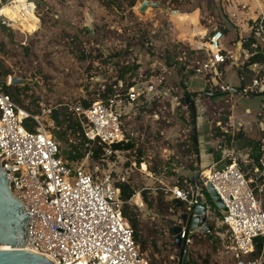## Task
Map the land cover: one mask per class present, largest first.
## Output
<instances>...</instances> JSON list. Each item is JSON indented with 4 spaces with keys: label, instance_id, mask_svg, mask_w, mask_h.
Here are the masks:
<instances>
[{
    "label": "rangeland",
    "instance_id": "1",
    "mask_svg": "<svg viewBox=\"0 0 264 264\" xmlns=\"http://www.w3.org/2000/svg\"><path fill=\"white\" fill-rule=\"evenodd\" d=\"M30 1L39 20L37 30L26 34L19 28H8V32L0 33V72L29 82L14 86L23 90L22 104L28 112L40 114L41 104L51 112L68 113L70 105L94 90V82L113 79L114 61L119 66H137L130 81L164 79L171 88L170 97L177 98L175 104L163 101L141 109L130 121V126L144 135L136 149L141 150L146 168L142 171L141 163L132 166L129 177L135 191L130 205L138 215L139 239L145 242L142 255L149 264H178L179 253L170 230L179 225L180 211L171 207L169 190L179 185L187 188L198 171L208 172L228 164L225 154L229 152L247 174L249 166L242 161L252 152L243 140L264 143V96L242 94L253 79L264 82V65L254 72L242 69L249 58L244 45L251 37V28L264 20V0H137L132 9L112 11L98 0ZM144 2L148 5L140 11ZM214 30L223 33L225 49L233 57L234 44L241 43L240 58L235 62L234 57L220 68L225 80L196 71L206 60L200 44ZM200 34L206 36L201 38ZM263 41L264 29L255 40L264 53ZM239 80L245 85L238 84ZM219 85L237 92L223 91ZM184 96L193 103L192 112L183 105ZM48 119L42 117L41 122L55 136L58 127L54 120L52 128L48 126ZM193 137L197 155L193 152ZM222 155L225 157L218 163ZM136 156V152H130L108 164L98 163L100 171L110 172L113 181L125 178V161L131 164ZM173 162L177 165L172 166ZM69 163L65 161L72 169ZM88 164L93 165L91 160ZM185 171L189 172L188 179L180 181L179 174ZM201 183L202 177L196 184V194L204 197ZM139 193L141 204L136 202ZM261 201L264 208V195ZM210 214V238L194 237L187 248L189 254L196 264H234L226 229L212 221L214 210ZM258 260L264 264V257Z\"/></svg>",
    "mask_w": 264,
    "mask_h": 264
},
{
    "label": "built area",
    "instance_id": "2",
    "mask_svg": "<svg viewBox=\"0 0 264 264\" xmlns=\"http://www.w3.org/2000/svg\"><path fill=\"white\" fill-rule=\"evenodd\" d=\"M14 8L20 17H34L38 26L32 1L0 0L1 26L18 29L15 21L2 13L3 9ZM263 21L256 24L254 39L260 38ZM224 40L223 33L214 30L200 44L206 60L197 73H204L211 79L221 78L220 67L232 58L224 47ZM258 68L252 65L250 70ZM105 82L106 79L96 82L99 90L104 89ZM130 83L131 86L126 87L122 81H117L104 102H92L87 106L78 102L68 107V113L78 121L84 138L102 149L100 161H91L90 167V153H87L80 162L69 163L72 169L66 167L67 159L60 155L61 143L41 122L42 117L49 118L47 124L52 128L51 108L40 104V114H32L15 104L2 90L10 86V77L4 79L0 87V171L7 179L12 197L23 203L28 216L25 246L30 253L51 260V264H149L139 252L132 228L122 215L123 203L116 184L123 183L126 177L113 181L111 173L101 172L98 163L108 164L111 158L120 159L129 154L128 150H114V145L143 141L144 135L129 124L138 116L139 110L163 101L175 104L178 100L170 97L171 88L164 79H132ZM219 88L230 92L228 87L219 85ZM259 89L264 90V82L253 79L242 94ZM80 100L87 101L88 97L82 95ZM153 118L157 119V115ZM26 120L34 125L32 131L24 127ZM260 151L262 168L252 167L245 174L242 165L231 157L230 164L210 170L202 177V187L210 184L225 207L226 211H218L212 221L226 229L228 250L234 264H260V260L250 257L256 239H261L264 245L261 201L264 195V147ZM242 164L251 166L246 158ZM132 166L125 174H130ZM169 193L180 201L189 218L194 217L192 210L196 201L190 187H174ZM198 195L206 205L204 197ZM206 213L207 221H210L208 206ZM181 238L189 247L191 239L185 227Z\"/></svg>",
    "mask_w": 264,
    "mask_h": 264
},
{
    "label": "trees",
    "instance_id": "3",
    "mask_svg": "<svg viewBox=\"0 0 264 264\" xmlns=\"http://www.w3.org/2000/svg\"><path fill=\"white\" fill-rule=\"evenodd\" d=\"M101 5L106 9V10H123L124 9H132L136 3L137 0H98ZM152 1H161V0H152ZM163 1V0H162ZM263 27H264V21H263ZM256 28V25H254L251 29V37L249 38L248 42L244 45V49H246L249 52V58L246 60V62L242 65V69L244 71L249 72L248 68L252 65H259L262 66L264 65V53H263V49H259L258 46H256L255 48H251V45L255 44V39H254V30ZM9 29L6 27H3L0 25V33L1 32H8ZM263 48V47H262ZM113 60V59H111ZM113 67H115L116 69V73L115 76L113 77V79H106V82L104 84V89L103 90H99V85L94 82L93 86H94V90L92 89L91 93H88L86 96L88 97L87 101H81L80 99L75 103L77 104L78 102H80L82 105L87 106L92 102H104L111 94H112V87L116 84L117 81H122L126 87H130L131 83H130V79L132 78V75L135 73L137 66H119V64L117 62H113L112 64ZM127 74H130L129 77H126ZM9 76L8 74H3L0 72V79H7ZM91 84V83H90ZM240 84H243V86L245 85V82H241ZM242 86V87H243ZM3 92L7 95L10 96L11 100L17 104L19 107L26 109V107L22 104V97L23 96V90L19 89V88H14L11 86H7V87H3L2 88ZM252 96H264V90L258 93H252ZM189 96V95H188ZM190 97V96H189ZM191 101V100H190ZM182 103L183 105H185L183 99H182ZM193 104V103H192ZM187 109L189 111L192 112V109L187 107ZM28 111V110H27ZM58 111H53L51 112V119L54 120L55 124L58 127V131L55 133V139L57 142L65 145L68 149V153L69 156L67 158V161L72 162V163H77L80 162L84 156L87 153H90V158L92 162L97 163L98 161H100L102 159V149L100 146L96 145V144H91L89 143L83 136L82 134V130L80 128V125L78 123V121L75 119V117L67 112H58ZM32 114H35L34 112H30ZM57 115H61V119L57 120ZM24 127L29 130L32 131L34 129V125L31 124V122L29 120H26L23 123ZM215 132H217V134L221 135L222 133L220 132L219 128L215 129ZM239 137V136H238ZM238 137H236V139H238ZM241 137V136H240ZM195 137H193L192 141H193V152L195 155H197V147L195 144ZM227 142H229V138L227 139ZM244 145L250 147V150L252 153H250V162H251V166H249V169L252 167H259V159H260V155H261V151L260 149L263 147L262 145H258L257 143H253L252 141L243 140ZM135 145L132 143H121V144H117L113 146L114 150H125V151H130L132 152L134 150ZM136 167L139 166L140 164V157L142 155L141 150L140 149H136ZM139 157V158H138ZM219 157V156H218ZM110 160H113V158H111ZM228 164H230V161L228 162ZM141 168L143 167V163L140 164ZM126 169L129 168V163H125ZM260 168V167H259ZM180 181H182L183 179L180 178ZM131 179L128 176L126 177L125 181L123 183H118L116 184V186L118 187V189L120 190V201L123 203L122 205V215L125 218V220L129 223L130 227L132 228L133 231V239L138 247L139 252H143L144 251V247H145V242L141 241L139 239V222H138V215L136 210L130 205L131 199L135 194V191L132 187V183H131ZM184 186L179 185V188L182 189ZM201 187V193L204 195L205 197V202L206 204L216 212V214H218V211L215 209V207L213 206V204L210 202L207 194L205 193L204 188L202 187V185H200ZM146 202V199H143ZM171 207L176 211L175 205L173 204L172 201H170ZM205 238L209 239L210 238V233L209 234H205L204 235ZM153 249H156L155 245L152 246ZM188 248V247H186ZM142 254V253H141ZM257 256L258 258H255L253 260H258L261 257H264V245L262 244V240L261 239H256L254 241V250L251 253V256ZM252 259V258H251ZM189 264H196L195 261L193 260V258L190 256L189 254Z\"/></svg>",
    "mask_w": 264,
    "mask_h": 264
},
{
    "label": "water",
    "instance_id": "4",
    "mask_svg": "<svg viewBox=\"0 0 264 264\" xmlns=\"http://www.w3.org/2000/svg\"><path fill=\"white\" fill-rule=\"evenodd\" d=\"M148 3L144 2L140 11L147 7ZM4 79H0V87ZM27 80L20 78H10V86H24L28 84ZM185 105L193 110V104L187 96L183 97ZM60 155L63 159L69 156L68 149L65 145L60 146ZM201 172L198 171L190 182L191 196L196 201V205L192 210L194 217L189 218L187 213L183 211L182 204L178 200H174V204L179 214V225L171 228L170 233L173 242L178 250V264H189V251L185 246L184 239L181 238L182 228L185 227L188 238L193 239L196 233H208L210 226L207 221L206 206L201 201V197L196 194L195 183L200 179ZM210 202L215 209L225 212V207L212 189L210 184L204 188ZM209 207V206H208ZM211 210V208L209 207ZM28 216L25 213L23 203L14 199L8 189V182L5 175L0 171V264H51V260L40 255L32 254L24 250L27 236Z\"/></svg>",
    "mask_w": 264,
    "mask_h": 264
},
{
    "label": "crops",
    "instance_id": "5",
    "mask_svg": "<svg viewBox=\"0 0 264 264\" xmlns=\"http://www.w3.org/2000/svg\"><path fill=\"white\" fill-rule=\"evenodd\" d=\"M199 36H201V38L203 37L202 36V34H200ZM204 38V37H203ZM225 38V37H224ZM256 40V39H255ZM224 47H225V40H224ZM234 51H235V55H234V57H235V62L240 58V55L238 54V51H240L241 50V43L240 42H236L235 44H234ZM256 47V45L254 44V45H251V48H255ZM227 51V50H226ZM227 52H229V51H227ZM230 53V55H231V59L228 61V62H230L231 60H233L234 59V57H233V55L231 54V52H229ZM234 62V63H235ZM233 63V62H232ZM233 63V64H234ZM227 64V63H226ZM225 64V65H226ZM225 65L224 66H222V67H225ZM257 66H259V65H257ZM251 67V66H250ZM250 67L248 68V70H249V72H254L253 70L251 71L250 70ZM259 67H261V66H259ZM221 68V67H220ZM259 69V68H258ZM220 70V69H219ZM221 72V71H220ZM225 74V73H224ZM223 74V72H222V79H223V77H224V80H225V75ZM214 79V78H213ZM229 79H231V77H229ZM241 83V81L239 80V82H238V84H240ZM229 88V87H228ZM230 89V93H235V92H237V91H235L234 89H231V88H229ZM132 144H134L135 146V148H134V150L132 151V152H135L136 151V148H138L139 146H140V144H142L143 143V141H138V142H135V141H133V142H131ZM263 147H264V143H263ZM130 153V152H129ZM228 154V155H227ZM223 157L221 158V159H219V161H218V163L219 162H221V161H223V159H224V157L225 156H227L228 158H229V160L231 159V157H234V154H233V152H229V153H226L225 154V156L224 155H222ZM248 157V156H247ZM247 157H246V159H247ZM218 158V157H217ZM235 158V157H234ZM141 160H140V163L141 162H143V158H140ZM204 159V158H203ZM168 160V159H167ZM176 160H177V158H176ZM248 160H249V158H248ZM135 161H136V159H134L131 163L133 164V165H135L136 166V163H135ZM250 161V160H249ZM126 162H129V161H125V163ZM214 163V162H213ZM132 164H130L129 163V168L132 166ZM144 164V163H143ZM206 164H208V162H206ZM175 165H177V163L176 162H173V165L172 166H175ZM181 165V164H180ZM202 166H204L205 164H201ZM135 166H134V168H135ZM144 167H145V164L143 165ZM201 166V167H202ZM224 166V165H223ZM223 166H221V167H223ZM220 167V168H221ZM146 168V167H145ZM132 169V168H131ZM215 169H217V168H215ZM126 171H127V169H126ZM133 171V170H132ZM131 171V172H132ZM206 171V170H205ZM205 171H203L202 173H201V177H203V176H205L204 175V173H205ZM130 172V173H131ZM189 172H187V171H185V172H181V174H179L180 176H181V178H183V177H185V178H187L188 179V174ZM200 177V178H201ZM193 179V178H192ZM199 181H200V179L195 183V185L196 184H198L199 183ZM184 182H187L186 180H184ZM191 182V181H190ZM190 182H189V185H190ZM188 185V187H190ZM187 187V188H188ZM178 188V187H177ZM187 188H182V189H187ZM197 189H198V187H197V185H196V193H198L197 192ZM134 197V196H133ZM136 198H137V200H136V202L138 201L139 202V204H141L142 203V200H141V196H140V193L139 194H137V196H136ZM170 199H171V201L173 202V204H174V200H176V199H173L171 196H170ZM175 205V204H174ZM176 208V207H175ZM205 234L204 233H196V234H194V236H193V239H191V244L189 245V247L190 246H192V244H193V242H194V237H196V239L197 238H200V236H204Z\"/></svg>",
    "mask_w": 264,
    "mask_h": 264
},
{
    "label": "bare ground",
    "instance_id": "6",
    "mask_svg": "<svg viewBox=\"0 0 264 264\" xmlns=\"http://www.w3.org/2000/svg\"><path fill=\"white\" fill-rule=\"evenodd\" d=\"M2 13L6 18L13 19L16 23V27H18L20 30L26 32V34L34 33L37 30L36 19L34 17L32 18L31 16L30 17H27V16L26 17H20L19 12L16 8L10 9V10L9 9H3ZM35 27H36V29H35ZM32 30H34V31H32ZM29 31H31V32H29ZM145 167L144 166L142 167V171L145 170ZM204 175L207 176L208 172L205 171ZM24 248H25L24 249L25 251L31 252L29 250V248H27L26 246H24Z\"/></svg>",
    "mask_w": 264,
    "mask_h": 264
}]
</instances>
